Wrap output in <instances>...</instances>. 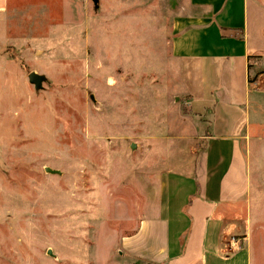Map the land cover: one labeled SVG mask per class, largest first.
<instances>
[{
    "label": "rangeland",
    "instance_id": "obj_1",
    "mask_svg": "<svg viewBox=\"0 0 264 264\" xmlns=\"http://www.w3.org/2000/svg\"><path fill=\"white\" fill-rule=\"evenodd\" d=\"M7 2L0 264H122L121 239L152 205L155 172L184 159L190 171L200 150L201 118L188 106L179 62L153 45L152 18L107 19L91 0ZM249 61L251 119L261 130L247 142L245 237L252 264H264V52ZM31 72L44 76L40 89Z\"/></svg>",
    "mask_w": 264,
    "mask_h": 264
},
{
    "label": "crops",
    "instance_id": "obj_2",
    "mask_svg": "<svg viewBox=\"0 0 264 264\" xmlns=\"http://www.w3.org/2000/svg\"><path fill=\"white\" fill-rule=\"evenodd\" d=\"M96 7L111 20L152 18L147 33L179 62L188 106L201 118L192 168L184 159L155 172L152 205L121 239L122 264H252L247 142L261 127L251 119L257 93L248 75L250 58L264 52V1L97 0Z\"/></svg>",
    "mask_w": 264,
    "mask_h": 264
},
{
    "label": "water",
    "instance_id": "obj_3",
    "mask_svg": "<svg viewBox=\"0 0 264 264\" xmlns=\"http://www.w3.org/2000/svg\"><path fill=\"white\" fill-rule=\"evenodd\" d=\"M91 1L93 2L94 6L96 7L97 6L96 5L97 0H91ZM27 79H28V82L31 85H33L35 89H40L42 86V82L44 80V76L31 72L28 74ZM130 147H131V149L135 148L134 144H132ZM44 171L47 173H51V174L58 173V171L51 170L49 168H45ZM47 254L51 255L50 251H48Z\"/></svg>",
    "mask_w": 264,
    "mask_h": 264
},
{
    "label": "built area",
    "instance_id": "obj_4",
    "mask_svg": "<svg viewBox=\"0 0 264 264\" xmlns=\"http://www.w3.org/2000/svg\"><path fill=\"white\" fill-rule=\"evenodd\" d=\"M237 240L236 239H234V238H232V241H231V244H232V246H236L237 247Z\"/></svg>",
    "mask_w": 264,
    "mask_h": 264
},
{
    "label": "trees",
    "instance_id": "obj_5",
    "mask_svg": "<svg viewBox=\"0 0 264 264\" xmlns=\"http://www.w3.org/2000/svg\"><path fill=\"white\" fill-rule=\"evenodd\" d=\"M251 81L248 79V83H250Z\"/></svg>",
    "mask_w": 264,
    "mask_h": 264
}]
</instances>
